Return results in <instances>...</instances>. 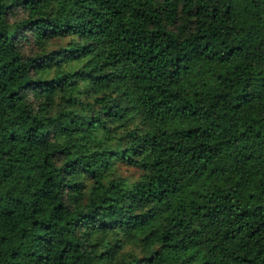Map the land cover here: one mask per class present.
Returning a JSON list of instances; mask_svg holds the SVG:
<instances>
[{"label":"trees","instance_id":"1","mask_svg":"<svg viewBox=\"0 0 264 264\" xmlns=\"http://www.w3.org/2000/svg\"><path fill=\"white\" fill-rule=\"evenodd\" d=\"M0 264H264V0H0Z\"/></svg>","mask_w":264,"mask_h":264}]
</instances>
